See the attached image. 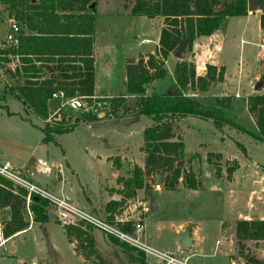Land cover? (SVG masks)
<instances>
[{
	"label": "trees",
	"instance_id": "trees-1",
	"mask_svg": "<svg viewBox=\"0 0 264 264\" xmlns=\"http://www.w3.org/2000/svg\"><path fill=\"white\" fill-rule=\"evenodd\" d=\"M264 3V0H258ZM9 18H13L21 26L17 35V44L11 45L4 41L0 44V60H9L8 56H18L22 63L32 60L44 62L45 69L50 72L40 80L25 79L16 85L17 95L23 97L27 106L36 114L47 116L48 99L52 92L62 90L65 95H84L90 100L94 95V58L93 34L95 30V0H0ZM248 0H133L130 14L147 17L161 16L163 25L159 32L158 48L147 58L127 59L126 93L109 97V115L113 117L145 114L152 122L143 128V144L140 150L144 156V164L136 163L130 168L128 175L118 177L121 183L119 201H110L106 210L122 205L128 198L136 195V190L146 188L154 175H158L163 188L201 189L203 187L193 164L200 160L199 152L189 156L184 155L185 143L178 125V119L186 115L210 119L214 127L223 129L224 125L246 132L255 140L264 141V92L251 94L247 97L246 108L254 121V129H249L228 115L231 106V96H214L212 104H206L190 94L204 92L211 88L212 83L221 80L223 69L218 71L212 64L206 65L203 75H197L195 65L191 61L179 60L172 71L175 90L147 93V85L154 79L167 74L165 61L169 54L174 53L179 44L186 41V47L192 45L195 37L209 35L222 29L231 16H244L248 13ZM260 27L264 30V10L259 16ZM50 63L52 65H50ZM262 69L260 81L264 87V57L261 59ZM37 74L41 66L30 65L22 67V71H32ZM15 75L20 73L19 67L14 68ZM28 72V73H29ZM54 72H56L54 74ZM24 76H29L24 75ZM35 76V75H30ZM132 99V104L129 102ZM70 110V109H69ZM60 113V119L46 123L42 127L43 140L54 141L56 134L70 131L73 127L72 117ZM96 115L88 110L86 118ZM237 145L244 150L239 141ZM222 154L208 151L207 161L214 165L215 173L219 175V165ZM120 158H112L113 166L118 167ZM239 167L236 158L226 165L228 176ZM220 176V175H219ZM25 187L0 175V208H8V219L2 226L1 233L10 236L25 229L29 225L27 217ZM49 202L46 198L31 192L28 208L32 212L33 222H44L48 219ZM108 222H113V216H107ZM57 222H60L56 219ZM133 221L114 223L120 230L134 232ZM64 232L69 241L78 242L75 251L82 255L84 264L93 254V236L91 224H65ZM110 244L125 253L130 261L144 264L145 253L136 246L121 241L117 236L107 233ZM235 252L241 258L242 264H264L262 258L256 257L248 250V242L264 239V219H239L234 225ZM110 264V263H102Z\"/></svg>",
	"mask_w": 264,
	"mask_h": 264
},
{
	"label": "rangeland",
	"instance_id": "rangeland-1",
	"mask_svg": "<svg viewBox=\"0 0 264 264\" xmlns=\"http://www.w3.org/2000/svg\"><path fill=\"white\" fill-rule=\"evenodd\" d=\"M132 1L95 0L96 89L98 92L110 93L111 95L99 96L98 98L92 97L90 100L85 99L86 105L77 110L65 108L57 112L55 109L58 104L56 106L52 105L49 109L51 112L47 116L41 117L42 121H39L45 126L46 123L50 124L59 120L61 118L60 113L65 110H67L66 113L68 115H71L73 129L69 132L56 134L57 142L53 141V144H49L53 152V178L58 179L53 191L50 190V192L61 196L59 189L62 187L65 191L63 195L69 200L71 199V202L105 221H108V219L104 215L103 205L101 204L100 208H98L99 211L88 210L87 202L84 200L83 195L84 193L90 194L93 200L97 199L99 201L101 199L100 193H102V196H106L105 190L115 189L107 186L113 171L107 156L114 154L126 155L133 158V160L139 161L141 159L139 147L144 141L143 128L152 122L151 117L145 114H134L117 118L109 114L102 117L97 115L101 111H107L109 97L126 93V85L123 82V78L129 63L127 59L137 57L142 48V46L137 45V42L140 40L144 29L143 25L145 24L143 23H147L150 20L139 21L137 17L124 14L129 10L128 7ZM3 7L0 2V43L5 38L9 28L8 15L4 12ZM257 18V15H252L247 21L244 16H231L227 20L228 23L222 28L224 29L225 39L220 55L221 62L225 66V85L214 81L212 83L214 85L212 91L211 88L204 92L193 93L191 90L188 91L206 104H212L214 95L231 94L232 100L231 106L227 109L228 115L249 129H254V121L247 112V97L251 94L264 92L263 86L259 89L255 88L256 83L260 81L262 69L260 56L264 52V47L260 45L264 43L263 31L258 29ZM158 24L159 21L154 22L156 29ZM145 29L148 30V28ZM148 33H153V29L148 30ZM173 57V55L170 56L168 60V69H174L173 61L176 58ZM8 59L7 61L0 60L1 81L5 76H9L8 70L15 75L14 64L16 60L11 58V56H8ZM184 60L193 62L189 54ZM216 70L218 71L219 69L216 68ZM171 74L168 71L164 77L151 81L147 85V93L152 90L158 92L166 89L175 90ZM6 79L8 81L6 82L7 88L9 89L8 84L12 83L13 89L16 86V80L9 77ZM236 93H239V95L236 96ZM129 102L132 104L133 100L129 99ZM3 104L4 101L0 100L1 108ZM88 109L96 115V118L94 117L96 121H90V118L86 119ZM75 115L83 116L84 118L82 121H75L73 120ZM178 125L185 143L184 155L187 157L194 152H199L200 154V160L193 164V169L197 171L203 189L193 193L168 191L163 189L162 181L159 180L158 175H154L153 181H150L148 185L149 189H154L158 183L160 189L163 190L157 192L147 191L146 198L149 202L159 204L158 208L151 212L152 214L166 216L167 218L172 215L175 217L192 215L195 218L202 219V226L204 223L205 230L213 234L217 228V221L214 219H217L219 213V210L214 206L211 194L213 183H215L214 177L219 180L221 177L231 179L233 173L228 176L225 167L231 164L232 158H236L242 166L240 167L241 172L239 169V171H236L237 178L236 182L233 181V184L240 183L242 186H251L252 183L257 181L249 178L247 174L244 175L242 171L247 168L248 170L253 168L251 160L248 158L249 156L263 161L261 158L264 156V148L262 146L264 144L255 140L248 133L239 132L236 128L228 125H224L222 131L218 130L210 119L199 116H183L178 119ZM236 141L243 144L244 150L237 145ZM208 151L222 154L219 161L220 176L215 173L214 165L207 161L206 155ZM244 165H246L245 168ZM258 169L264 172L263 168L258 167ZM16 172L23 176L19 171L16 170ZM59 175H61L60 179ZM262 184L264 187V179H262ZM255 186L258 187L257 183ZM178 193L181 194L178 195ZM177 201L181 203V207L178 209L174 207ZM138 207L139 205L136 201L134 205L131 204L133 209ZM47 211H49V216L44 223L36 224L34 229L15 237L8 244L0 247V264H16L15 260L13 261L12 259L13 257L9 256L13 249V243L19 246L20 257L27 264L33 259L37 260L38 264H84L81 254L74 252V247L66 238L62 223L56 221L54 206L49 205ZM116 222V218L113 219L112 223ZM91 231L94 243L93 254L87 260L89 264H141L130 261L123 251L111 246L106 241V234L102 229L91 225ZM154 235L156 236L155 233ZM226 235L228 239L233 238L232 241H234L232 231L228 230ZM140 240L143 241L142 239ZM155 241L154 243L143 242L159 250H165L163 246L171 244H175L178 249L181 247L178 233H174L169 228H166ZM125 242L132 245L127 241ZM74 243L77 245L78 242L75 241ZM234 249L236 250L235 247ZM248 250L256 257L262 258L264 255V239L257 242H248ZM176 252L178 253V251ZM179 256L184 258L183 255L179 254ZM151 258L149 256L150 261H152ZM186 260L189 264H195L193 262L194 259ZM146 264H149V262L146 261ZM157 264L162 263L158 260Z\"/></svg>",
	"mask_w": 264,
	"mask_h": 264
},
{
	"label": "crops",
	"instance_id": "crops-1",
	"mask_svg": "<svg viewBox=\"0 0 264 264\" xmlns=\"http://www.w3.org/2000/svg\"><path fill=\"white\" fill-rule=\"evenodd\" d=\"M128 8H130V6ZM129 10L126 11V13L124 14L137 17L139 18V21L140 20L145 21L147 19L150 20L147 23L146 22L143 23L146 26L143 25L144 29L142 31L140 40L137 42V45L142 46V48L139 51L138 56L134 57L135 61L139 57H144L146 59L148 54L155 53V51L158 48V38H159L160 29L163 25V18L161 16L147 17L145 15H131ZM252 15L258 16L257 18L258 29L260 31H263L262 34L264 36V30L260 27L259 24L260 11L249 10L248 13L244 15V17L248 21V19ZM11 19L13 18L8 17V25ZM158 21L159 24L156 29L154 26V22H158ZM227 23L228 21L226 22V24ZM145 28H148V30L153 29V33H148V30ZM223 30L224 29H218L209 35H199L195 37V39L192 42V45L190 47L185 48L186 50L184 51L183 59H186L187 55L189 54L190 58H192L195 64V72L197 75H203L205 73L207 64H212L217 69L222 68L223 76L221 80H218V82L220 84L225 85L224 84L226 83L225 66L221 62V55H220L223 49L224 39H225L224 36L225 33ZM243 30H245V28H243ZM93 38H94L93 97L98 98L99 96H110L111 95L110 93H101L98 92V90L96 89L97 85H96L95 56L97 52L96 50L97 42L95 38V30H94ZM4 39L2 41H4ZM172 55L174 56V54L172 53L169 54L167 60L165 61L166 68H167L168 60ZM27 57L32 58V60L28 63L26 62L22 63V61H20L18 56L11 57V58H15L16 63L14 62L15 63L14 65L15 66L17 65L20 69V73L18 76H11V72L9 70L7 71V73L9 74L8 77L16 80L15 81L16 85L22 84L25 79L30 78L31 80H40L50 75V72H48L45 69V67H43L45 63L39 60H35L36 56L34 54H30ZM263 57H264V52L261 54L260 59H262ZM173 58H176L173 61L174 65L179 60H182V58H177L175 56ZM30 65L31 66L40 65L41 69L40 71L37 72V74L35 73L34 69L32 73L35 74H30L29 71L26 72L22 71V67H28ZM50 65L52 64L50 63ZM167 70L169 71V73H172L173 68L170 69L167 68ZM55 73L56 72H54V74ZM27 74L29 76H24ZM30 75H35V76H30ZM8 77L5 76V78L2 81L0 78V100L4 101L3 107L2 108L0 107V163L4 161H9L13 169L23 174V176L26 179L36 183L37 185L47 189L48 191L50 190L53 191V187H55L57 183L56 181L58 179L53 178V152L50 147L51 145H49V144H53V141L43 140V135H44L42 130L43 124L39 123V121H42L41 117L44 116L36 114L35 112H33L31 107L27 106V102L23 100V97L17 95L16 89L15 90L12 89L13 86L12 83H9L8 84L9 89L7 88L6 82L8 81L6 78ZM125 81H126V73L123 78L124 83ZM212 88L214 89V85L211 86V91ZM224 95H231V94L228 93ZM47 103L49 110L52 105L56 106L59 103V100L50 97ZM50 112L51 110H49V113ZM107 114H109L107 111H101L97 115L98 117H102V116H106ZM77 117L84 118L83 116L75 115L73 117V120H75V118ZM119 117H123V116H119ZM95 118H90V121L92 120L96 121ZM257 141L264 144V141L261 140H257ZM262 146L264 148V145ZM140 152H141V159L139 161H136L135 159L133 160V158L127 157L126 155L120 156L114 154L107 156V159L110 162V165L113 170L110 181L109 183L107 182V186L114 187L115 189L113 190L111 189L110 191L105 190L106 196H102L101 195L102 193H100L101 199L99 201L97 199L93 200L90 194L87 195L86 193H84L83 198L87 202V209L94 212L95 210L99 211L98 208H100L102 204L104 215L106 217L108 215H112L113 219L116 218L117 222L118 221L124 222L127 219L129 220L131 219L133 221L132 222L133 224L136 222L141 223L142 228L137 231H135L134 229L133 233L136 236H138L139 239H142L143 241H149L151 243L156 242L155 239L160 234H162L166 228L171 229L174 233H178V239H180L181 232H183L185 229H188L189 236L191 238L190 246L185 247L181 245V247L178 249L176 248L177 246L175 244H171L169 246H163L164 247L163 249L169 250L173 253H177L176 251H178L177 253L178 256L180 254L184 256L183 259H194L193 262H195V264H227V263L231 264L233 260L236 262V264H242L241 258L235 253V249H234L235 245H234V241H232L233 238L228 239L226 232L229 230L232 231L233 234L235 222L239 219H247V220L254 218L264 219V187L262 186L263 185L262 179H264V172L258 169V167L264 169V156L263 158H261V160L263 161L255 159L251 156L248 157L251 160V164L253 165V168H251L250 170H248L247 168L245 171L242 172L244 175L247 174L249 178H253L257 181L255 183H252L251 186H242V184L240 183L233 184V181L236 182V178H237L236 171L238 169L240 170V167L242 166V164H240L239 162H238L239 167L233 172L231 179L221 177L219 180L214 177L213 180L215 183H213L212 186L213 189L211 194L213 196L214 206H216V208L219 210V213L217 215V219L216 218L214 219L217 221V228L213 234H210V231L205 230L204 223L202 226V219L195 218L192 215L185 217H175L174 215H172L171 217L167 218L166 216H159L158 214H152L151 212L154 211L156 208H158L159 204L154 203L153 208H150L149 205L151 202L147 200L146 192L147 191L157 192L163 190L164 188L149 189L148 186L146 188L144 187L139 188L136 190V195L134 197L126 199L122 205H117L115 207H112L111 210H106V204L108 202L119 201L121 198V194L118 192L121 189V183H119L117 180L118 177H125L126 175H128V172L134 163L143 166L144 156L141 150ZM115 156H118L120 158L117 168L113 166V162H112V158ZM245 167L246 165H244V168ZM58 177L60 179L61 175H59ZM225 181H227V183H225ZM256 183L258 187L255 186ZM202 189L203 188L201 189L177 188L173 190H168V189L166 190L179 191L183 193L184 192L193 193L195 191H200ZM59 191L61 192L60 194L64 196L63 193H65V191L62 187L59 189ZM179 194L181 193H178V195ZM135 201L139 205L137 209L131 208V204L134 205ZM174 207L176 209L180 208L181 207L180 201H177V204H174ZM26 215L28 217V214ZM8 217H9L8 208L7 207L0 208V225H1L0 232L2 226L4 225ZM31 218L32 217H28L29 225L25 229L19 230L10 236H4L1 233L2 235L1 237L5 239V242L2 245H0V247L8 244V242L13 240L15 237L22 235L23 233H27L28 231L34 229L36 224L44 223V222L42 223L33 222ZM153 232L156 234V236L154 235ZM75 241H76L75 239L72 242L69 241L73 247L75 245L74 243ZM106 241L110 244L107 238ZM74 252L77 253L75 251V248H74ZM6 254L9 255L8 253ZM9 256L13 257L12 259L13 261L15 260L16 264H27L25 260L21 259L19 246L15 243H13V249L11 250ZM149 256L151 255L145 254L144 264H146V261L149 262V264L158 263V260L154 256H151L152 261H150ZM29 264H38V261L33 259L32 261L29 262Z\"/></svg>",
	"mask_w": 264,
	"mask_h": 264
},
{
	"label": "built area",
	"instance_id": "built-area-1",
	"mask_svg": "<svg viewBox=\"0 0 264 264\" xmlns=\"http://www.w3.org/2000/svg\"><path fill=\"white\" fill-rule=\"evenodd\" d=\"M20 31H21V27L19 26V24L15 20L11 19L9 21V31L6 33L4 42L11 45H16L17 35L20 33ZM260 45L264 46V43ZM235 95L238 96L239 94L236 93ZM50 97L59 100V103L55 109V111L57 112H60L61 109H65V108L81 109V107H84L86 105L84 102L86 97L80 94L67 96L62 90H59L52 92ZM0 175H3L4 177L12 180L14 183L22 185L27 189L28 195L26 197V207H27V214L29 217L32 216V212L28 208L29 194L33 192L46 198L49 204L54 206V209L56 210V217L61 223H65V224H80L81 222L89 223L99 229H102L104 232L111 233L117 236L119 239L129 242L133 246H136L137 248L143 250L146 255L154 256L156 259L160 260L162 264H189L186 259L181 258L177 254L173 252H168L167 250L156 249L153 246L141 241L139 237L136 236L134 233L132 234L120 230L115 224L99 219L98 217L90 214L88 211L79 207L75 203L71 202L68 198L62 195L57 196L51 193L50 191H48L47 189L19 175L16 172V170L13 169L9 161H4L0 163ZM155 188H160V185L157 183L155 185ZM141 228H142L141 223L139 222L134 223L135 231ZM1 236L2 235L0 232V245H2L5 242V239ZM231 264H236V262L233 260Z\"/></svg>",
	"mask_w": 264,
	"mask_h": 264
},
{
	"label": "water",
	"instance_id": "water-1",
	"mask_svg": "<svg viewBox=\"0 0 264 264\" xmlns=\"http://www.w3.org/2000/svg\"><path fill=\"white\" fill-rule=\"evenodd\" d=\"M248 9L249 10H259V11H263L264 10V3L260 2L258 0H248ZM185 45H186V41H183L179 44V46L177 47V49L174 51V56L177 58H182L184 55V49H185ZM262 86V82L258 81L255 85L256 89H259ZM83 120V118L81 117H77L75 118V121H81ZM153 204L154 203H150L149 207L153 208ZM180 243L181 245L188 247L191 244V238L189 236V230L185 229L183 232H181V236H180Z\"/></svg>",
	"mask_w": 264,
	"mask_h": 264
}]
</instances>
